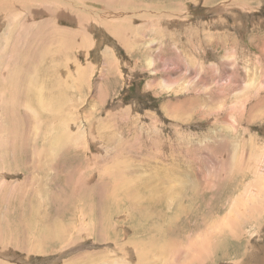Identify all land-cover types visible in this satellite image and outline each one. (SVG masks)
I'll return each mask as SVG.
<instances>
[{
  "label": "rangeland",
  "instance_id": "374dc122",
  "mask_svg": "<svg viewBox=\"0 0 264 264\" xmlns=\"http://www.w3.org/2000/svg\"><path fill=\"white\" fill-rule=\"evenodd\" d=\"M263 75L264 0H0V264H166L151 226L178 207L171 244L207 232L235 197L242 217V143L264 162V90L246 85ZM259 214L202 264H264Z\"/></svg>",
  "mask_w": 264,
  "mask_h": 264
},
{
  "label": "bare ground",
  "instance_id": "6f19581e",
  "mask_svg": "<svg viewBox=\"0 0 264 264\" xmlns=\"http://www.w3.org/2000/svg\"><path fill=\"white\" fill-rule=\"evenodd\" d=\"M57 3V2H56ZM49 4H51V3H49ZM50 10H52V9H50L49 8V11ZM57 10V9H56ZM61 11V10H60ZM234 16V15H233ZM127 18V17H126ZM117 22H119V21H117ZM42 23V22H41ZM116 23V22H115ZM116 25H117V23H116ZM109 26V25H108ZM51 27H53V25L51 26ZM76 32V31H75ZM35 35V34H34ZM160 37V36H159ZM210 41V40H209ZM2 48V47H1ZM4 52L6 51V53H7V51L8 50H6L5 49V47L2 49ZM51 55L49 54V55H42L41 56V58H49ZM51 58V57H50ZM187 65V64H186ZM233 68H237V67H233ZM234 69V70H235ZM194 70V69H193ZM188 71V70H187ZM257 72V71H256ZM175 73V72H174ZM190 73V72H189ZM188 73V74H189ZM196 73V72H195ZM246 73V72H245ZM33 74H35V76H33L32 77V79H34L35 78V81L36 82H41V83H43V78H40V75L38 76L37 75V73H33ZM186 74V73H185ZM233 74V73H232ZM248 74V73H247ZM251 74V73H250ZM248 75L249 76V79L251 78V76L253 75V73H252V75ZM172 75V73L170 74V76ZM234 75V74H233ZM6 76H8V75H6ZM43 76H46L45 74L43 75ZM181 76V75H180ZM189 76V75H188ZM191 76H193V74H191ZM207 76V75H206ZM240 76V75H239ZM261 76V75H260ZM264 76V75H263ZM202 77V76H201ZM197 78V77H196ZM208 78V77H207ZM233 78V77H232ZM231 78V79H232ZM243 78H245V77H243ZM243 78H241V79H243ZM6 79V78H5ZM176 79H178L179 80V76H178V78H176ZM199 79V78H198ZM240 79V77H239V80H241ZM172 80V79H171ZM192 80V79H191ZM195 80V79H194ZM205 80H207V79H205ZM209 80V79H208ZM260 81L261 80H264V79H262V78H260L259 79ZM166 81V80H165ZM234 81H235V79H234ZM233 81V82H234ZM245 81H247V80H245ZM260 81H256V82H250V83H248V85H246L247 87H248V89H252V90H258V89H260V88H262L261 90H264V82H260ZM190 82V81H189ZM229 80H228V82L227 83H222L221 85H218L217 86V84H215L214 86H215V88L217 87V92H216V94L218 93V96L219 97H221V96H224V94L226 93V90H230V88H231V86H230V88L228 89L226 86H228L229 87ZM236 82V81H235ZM238 82V81H237ZM241 82V81H240ZM187 83V82H186ZM198 83H199V81H198ZM203 83V82H202ZM209 83V82H208ZM259 83V85H258V88H254V84H258ZM200 84H201V82H200ZM200 84L199 85H197V86H200ZM204 84H206V82L204 83ZM214 84V83H213ZM213 84H210V85H213ZM8 85V84H7ZM172 85V84H171ZM191 85V84H190ZM190 85H189V87H190ZM230 85H231V83H230ZM241 85V84H240ZM209 86V85H208ZM237 86H239V84H235V86L234 85H232V87L233 88H237ZM205 87V86H204ZM226 87V88H225ZM241 87V86H240ZM202 88V87H201ZM200 88V89H201ZM213 88V87H212ZM232 88V89H233ZM242 88V87H241ZM246 88V87H245ZM203 89V88H202ZM239 89V88H238ZM243 89V88H242ZM234 90V89H233ZM7 91V90H6ZM190 91V90H189ZM29 92H31V91H29ZM191 92H192V89H191ZM230 92V91H229ZM8 93V92H7ZM227 93H228V91H227ZM215 94V93H214ZM209 96H210V93H209ZM208 96V97H209ZM217 95H216V97H218ZM229 96V93H228V95H226V96H224L225 98L226 97H228ZM210 98V97H209ZM225 98H219V99H221V100H224ZM238 98H240L239 96H238ZM260 98H263L264 99V94L263 95H261L260 96ZM211 100H212V102H213V99L212 98H210ZM241 99H243V98H240V100ZM215 100V99H214ZM226 100V99H225ZM260 100H262V99H260ZM196 101V100H195ZM242 101V100H241ZM198 102V101H197ZM215 102H217V100L215 101ZM199 103V102H198ZM242 103V102H241ZM176 105H178V104H176ZM217 105V104H216ZM215 105V106H216ZM218 107V106H217ZM177 108V107H176ZM35 109H36V111H35ZM41 108L40 107H36V106H34V105H32V104H30L29 106H27V108H26V110H27V116H26V118L28 117V119H30L31 121H30V124H37L35 121H38L40 118H41V116H39V114H40V112H41V110H40ZM215 109H216V107H215ZM218 109H220V108H218ZM243 110V109H242ZM35 111V114L33 113ZM209 111V110H208ZM222 111V110H221ZM244 111V110H243ZM54 112H56V111H54ZM215 112V111H214ZM220 112V111H219ZM246 112V111H245ZM42 113V112H41ZM52 114V116L53 117H55V115L56 114H54V113H51ZM250 114V113H249ZM246 115H247V113H246ZM7 116V115H6ZM217 116V115H216ZM242 116H244L243 114H242ZM53 117H49V118H52L53 119ZM250 117V116H249ZM7 118V117H6ZM220 118V117H219ZM227 119H228V117H226ZM223 120V119H222ZM224 120H225V118H224ZM50 121V120H49ZM250 121H251V119H250ZM46 122H47V119H44L43 121H42V124L44 125V124H46ZM248 122V121H247ZM250 123H252V122H250ZM41 124V123H40ZM31 126V125H30ZM33 126V125H32ZM37 126H39L38 124H37ZM79 127V126H78ZM222 131L220 130V133H221ZM221 135V134H220ZM224 136V135H223ZM228 136V135H227ZM251 136V135H250ZM220 137V136H219ZM234 137V136H233ZM225 139H226V137H225ZM232 139V138H231ZM219 141V140H218ZM43 143H44V140H43ZM229 145V144H228ZM235 144L233 143V145H232V147H233V149H235L236 147L234 146ZM242 145H244L243 146V148L244 149H242L243 151H245V152H249V154L248 155H245L243 158H245L246 159V157L247 156H249L248 158H250L251 159V162L249 163V165H248V174H250V175H252V179L250 180V182H249V184L247 185V191H246V193L247 194H249V195H251V200H249L248 198V201L249 202H247L246 203V206H244V215L242 216V217H233V215H232V213L236 210V209H241V208H243V201L241 202L240 200H239V197H235L234 198V200H232V202L231 203H229V206H230V208H229V212H227L225 215H223V217L221 218V217H219L217 220H215L214 222H216V224H213L212 226L210 225H208V230H207V232L206 231H204L203 232V234L202 235H199V236H196V237H194L195 236V233H193V231H192V234H190V231L188 232V234L186 233V236H184L185 237V239H184V243H182L181 241V243L180 244H178L177 242H172V244L170 243V240L168 239L167 241L168 242H166L165 241V239L167 238V237H169V233H172V231L175 229V226H176V224H177V221L178 220H180L179 221V223L181 222V217H180V215H181V213H183V211H184V207H178L176 210L177 211H179L178 213H176L175 215H173L172 214V216H170V218H169V220L171 221L170 223H166V222H164V220L165 219H163V221H162V223H158V225L157 226H155L154 224H153V226H151L152 227V229H154L155 228V230L157 231V238H159V240L161 239V237H163L162 235H163V233L165 234L164 235V237H163V240L161 241V242H159L158 244H157V246L158 247H156V248H154L155 249V251L157 252V250H159V251H162V250H165V252H168V251H170V253L168 254V256H169V262L170 263H166V264H174V263H176V264H202V263H204L206 260H208L207 258H212V257H217V258H223V257H226V254L228 253V252H223L224 254L222 255V254H218L219 253V249H218V245L216 244L217 242H216V240L221 236V238H222V236L224 235L225 236V234H230V232H231V234H230V238L231 237H239L241 234H246L245 233V226H248V227H252L253 225H262V223L263 222H261L262 221V219H260L259 217H257L256 216V214H258V215H260L259 213H264V162H262V158H260V157H258V154H259V149H258V147H257V150H253V148H254V143H248L247 141L246 142H243L242 143ZM31 146V145H30ZM238 146H240V145H238ZM43 148H42V151H44V144H43V146H42ZM240 148V147H239ZM263 150V149H262ZM37 154H42V152L41 151H38V152H36ZM33 154V153H32ZM35 154V153H34ZM243 154H244V152H243ZM247 154V153H246ZM37 157V156H36ZM32 158V157H31ZM264 158V157H263ZM34 159H35V157H34ZM40 161H41V159H40ZM216 161V160H215ZM35 162H36V159H35ZM42 162V161H41ZM37 163V162H36ZM40 163V162H39ZM261 163V164H260ZM42 164V163H41ZM236 164V163H235ZM36 166V165H35ZM239 166V165H238ZM43 167V166H42ZM236 167V166H235ZM239 167H243L242 166V164L239 166ZM35 168V167H34ZM59 168V167H58ZM244 168V167H243ZM41 169V168H40ZM245 169H247V168H245ZM42 170H40V172H41ZM243 173H244V171H243ZM242 173V174H243ZM247 174V173H246ZM245 176V175H244ZM175 179V178H174ZM261 181V183H262V186H259L258 185V183ZM249 188H251V190L249 191ZM120 191V190H119ZM127 191V190H126ZM115 193V192H114ZM244 193V192H243ZM118 194V193H117ZM124 194V193H123ZM139 193H137V195H138ZM141 194V193H140ZM139 194V195H140ZM245 194V193H244ZM119 195H121V194H119ZM125 195V194H124ZM122 196L123 198L125 197V196ZM128 196L126 197L127 199H128V203H127V205L129 206V207H133L134 209H137V210H140L141 209V204L142 203H140L139 202V199H138V196L136 195V193L134 192V190L132 189V190H130V192L127 194ZM136 195V196H135ZM118 196V195H117ZM120 196V197H121ZM136 197V198H135ZM113 198H114V200L117 198L116 196H113ZM142 199H143V197H141ZM112 199V198H111ZM150 199V198H149ZM145 200H147V199H145ZM161 200L162 199H160V198H156V199H154V200H152L151 201V205H152V207L153 206H157L160 202H161ZM118 202V204L117 205H119V201H116V203ZM204 202V201H203ZM245 202V201H244ZM169 203V202H168ZM176 203V202H175ZM131 207V208H132ZM200 207V206H199ZM145 208H147V207H145ZM152 209V208H151ZM153 209H155V208H153ZM156 210V209H155ZM164 211V210H163ZM151 212V211H150ZM215 212V211H214ZM148 213L149 212H147V215H148ZM160 214H162V212H159ZM146 214V213H145ZM152 214V213H151ZM228 214V215H227ZM155 215V214H154ZM262 215V214H261ZM120 216V215H119ZM142 216V218L144 217L143 215H141ZM139 219H140V217H139ZM145 220V219H144ZM142 222V221H141ZM207 223V222H206ZM212 224V223H211ZM181 226L183 227V223L181 224ZM154 227V228H153ZM259 227H261V226H259ZM178 230V229H177ZM200 230V229H199ZM248 232V231H247ZM150 235V237H148L147 236V241H148V239L150 240V238H151V234H149ZM196 235H198V234H196ZM156 236V235H155ZM243 236V235H242ZM117 237V236H116ZM226 238V237H225ZM243 238V237H242ZM241 238V239H242ZM245 239H246V236L244 237ZM146 239V238H145ZM227 239V238H226ZM129 240V239H128ZM152 240V239H151ZM177 240V239H176ZM183 241V240H182ZM233 241V240H232ZM245 241H247V240H245ZM116 242V241H115ZM140 242V241H139ZM154 242V241H153ZM186 242V243H185ZM225 242V241H224ZM248 242V241H247ZM249 242H250V239H249ZM248 242V243H249ZM131 244V243H130ZM133 244H135V243H133ZM154 245V244H153ZM116 246H117V244H116ZM248 246H250L249 244H248ZM154 247V246H153ZM222 247V246H221ZM158 248H160V249H158ZM142 249V248H141ZM149 249V248H148ZM150 251H152V250H150ZM263 251V250H262ZM218 252V253H217ZM148 253L149 252H145V253H142V254H140L139 256H140V258H139V260L138 261H140V259H143V260H145L146 259V257H149V256H151V255H149L148 256ZM158 253V252H157ZM164 253V252H163ZM162 254V253H161ZM160 254V255H161ZM156 255V254H155ZM154 255V256H155ZM164 255V254H163ZM156 260V259H155ZM212 260V259H211ZM161 261H162V259H161ZM168 261V260H167ZM153 263V262H152Z\"/></svg>",
  "mask_w": 264,
  "mask_h": 264
}]
</instances>
